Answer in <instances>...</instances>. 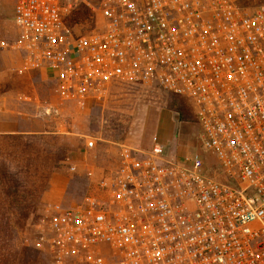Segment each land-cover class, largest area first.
Wrapping results in <instances>:
<instances>
[{
    "label": "built area",
    "instance_id": "obj_1",
    "mask_svg": "<svg viewBox=\"0 0 264 264\" xmlns=\"http://www.w3.org/2000/svg\"><path fill=\"white\" fill-rule=\"evenodd\" d=\"M74 1L7 0L15 33L0 51L46 70L64 100L114 83L181 97L204 153L123 145L92 192L50 207L34 247L50 264H264V4L98 0L79 31Z\"/></svg>",
    "mask_w": 264,
    "mask_h": 264
},
{
    "label": "rangeland",
    "instance_id": "obj_2",
    "mask_svg": "<svg viewBox=\"0 0 264 264\" xmlns=\"http://www.w3.org/2000/svg\"><path fill=\"white\" fill-rule=\"evenodd\" d=\"M97 1H74L73 8L80 9L83 5L92 14V22L84 20L83 29L92 25ZM234 1L245 10L264 4V0ZM10 14V3L0 1V37L7 41L15 33ZM21 65L20 54L10 49L0 51V120L17 122L22 131L45 134L43 139L53 146L46 164L58 161V167L45 172L48 176L54 173L59 175L57 179H64L67 191L62 199L47 194V188L40 194H23L28 200H33L28 206L30 213L22 225H18L17 212L12 211L10 217L8 213L11 232L8 245L3 248L0 225V259L7 258L14 250L20 252L24 245L35 248L34 242L50 213V207L53 204L63 207L76 204L85 194L92 192L98 180L115 166L123 145L147 150L151 128L159 113L166 114L165 119L173 125V148H165L167 158L180 160L198 151L204 153L199 148V127L192 108L183 98L153 85L114 83L107 85L98 96L80 103L64 100L46 70L24 71ZM173 101L182 103L184 119H177V115L168 108ZM87 141H91L92 145L87 146ZM57 147L61 149L58 152L55 150ZM64 155L67 156L65 159ZM38 156L48 158V154L43 152ZM207 164L216 166L211 157L207 159ZM70 165L74 166L72 171L68 169ZM41 182L38 181L37 185ZM35 250L34 261L27 264H50L46 253Z\"/></svg>",
    "mask_w": 264,
    "mask_h": 264
},
{
    "label": "trees",
    "instance_id": "obj_3",
    "mask_svg": "<svg viewBox=\"0 0 264 264\" xmlns=\"http://www.w3.org/2000/svg\"><path fill=\"white\" fill-rule=\"evenodd\" d=\"M86 19L92 22V14L82 5L80 9L75 7L70 11L66 23L70 26L75 23L74 25L82 28ZM168 108L177 115V119L185 118V110L180 101L169 103ZM44 135L41 133L0 135V206L3 208L0 211V225L3 232L1 241L4 244L1 245L2 248L8 245L10 238L8 213L10 217L12 211L17 212L18 225H22L30 213L28 206L33 203V200H28L23 194L43 192L48 186L47 170L58 167L57 160H54L53 164H46L53 146L45 142ZM55 150L58 152L61 149L57 147ZM40 152L48 154V158H39ZM66 157L63 156L64 159ZM38 181H42V185H37ZM35 257V248L24 245L21 246L20 252L14 250L7 258L0 259V264H27L34 261Z\"/></svg>",
    "mask_w": 264,
    "mask_h": 264
},
{
    "label": "crops",
    "instance_id": "obj_4",
    "mask_svg": "<svg viewBox=\"0 0 264 264\" xmlns=\"http://www.w3.org/2000/svg\"><path fill=\"white\" fill-rule=\"evenodd\" d=\"M166 118V114L159 113L153 122V126L151 128L150 133V141H149V148L153 143H158L163 146L164 151L165 148L172 149L173 145V125L171 126ZM170 118V117H169ZM169 120V119H168ZM17 122H6L0 120V135H9V134H37V132H26L22 131L18 128ZM40 133V132H38ZM44 134V133H41ZM148 148V149H149ZM147 149V150H148ZM141 151H147L142 150ZM166 154V153H165ZM59 175L51 173L48 176V186H47V194H54L53 196H57L62 199L63 194H66V182L64 179H57Z\"/></svg>",
    "mask_w": 264,
    "mask_h": 264
}]
</instances>
